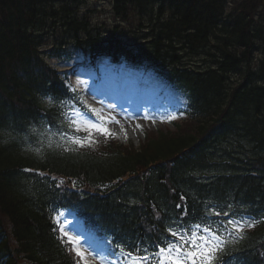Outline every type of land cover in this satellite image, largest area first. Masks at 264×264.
I'll list each match as a JSON object with an SVG mask.
<instances>
[{"label":"trees","instance_id":"obj_1","mask_svg":"<svg viewBox=\"0 0 264 264\" xmlns=\"http://www.w3.org/2000/svg\"><path fill=\"white\" fill-rule=\"evenodd\" d=\"M14 1L0 0V140L8 138L4 145L0 143V264L16 256L25 259L27 264H73L64 245L50 228L47 214L52 206L71 207L92 218L97 217L91 211L92 207L112 208L109 215L113 220L107 223L120 228L122 236L117 239L123 241L122 247L126 251L134 253H137V248L152 245L158 237L156 245H163L161 242L168 235L166 225L187 229L197 223L213 222L210 226L218 231L222 227L219 224L221 220L240 219L242 216L258 221L264 218V85L260 86L258 80L250 77L247 69L251 55L259 51L264 57V23L256 25L251 18H244L235 10L222 17L229 25V31L217 46L219 52L216 55L225 56L223 65L227 69H235L233 72L238 74L243 72L239 82L242 85L240 93L247 101L244 103L242 100L244 113L238 122L240 130L218 132L212 127L199 126L198 139L194 138V132L187 134L189 141L193 140L191 143L196 152L190 174L199 175L202 179L194 186L195 194L189 190L175 191V202H178L175 205L172 195L167 193L164 186L147 184L137 192L116 175L121 169L127 171L131 165L136 166L137 171H149L147 167L152 161L149 160L152 158L149 152L162 155L164 142L178 151L176 140L154 139L143 145L136 156L134 152L121 155L109 147L104 158L87 153H66L61 157L53 153L62 150L60 138L53 139L51 147L49 144L46 146L54 155L44 157L23 151L20 139L24 134L23 129L28 118L35 119L37 116L31 113L37 103V92L28 91V86H33L36 80L27 78L35 62L33 49L36 48L26 27H39L42 18L30 12L27 15L19 12L30 7L32 1L21 3L25 4L23 7L15 5ZM115 1L116 6L121 8L118 4L122 0ZM188 1L165 0L160 7L162 11L170 4L174 5L181 18L179 23H174L176 26L172 23L171 29L177 37L172 36L171 41H179V30L190 29L191 34L200 35L207 29L208 22L198 14L206 0L189 2L196 7L192 11L189 10ZM217 3H222V0H215L213 5L217 6ZM69 8L61 2V10L67 13L64 14L63 27L72 31L75 37L80 30L82 32L78 35L88 33L90 38L93 37L94 34L87 32L89 28L85 20L76 19L77 15L73 13L70 15ZM216 10H222L220 4ZM163 27H166L164 23ZM219 77L215 79L203 73L195 80L191 78L188 80L191 95L202 99L209 87L213 88V93L217 92L219 82L224 83ZM51 94L54 98L60 95L53 91ZM51 111L58 109L51 108ZM202 138L207 139L206 151L201 145ZM189 145L180 143L182 148ZM24 166H30L40 173L60 176L54 179L40 174L28 176ZM70 179L77 180V185L73 186ZM229 205L232 206L231 210ZM163 206L167 209L163 210ZM153 209H161L160 219L156 218ZM212 209L230 212V215H208ZM185 212L188 217H185ZM2 225L9 228L15 243L11 250ZM220 264H264V222L247 229L243 239L228 245Z\"/></svg>","mask_w":264,"mask_h":264},{"label":"snow or ice","instance_id":"obj_2","mask_svg":"<svg viewBox=\"0 0 264 264\" xmlns=\"http://www.w3.org/2000/svg\"><path fill=\"white\" fill-rule=\"evenodd\" d=\"M81 83L83 82L81 81ZM69 90L74 93L77 91L75 88H70ZM72 99L80 105V108L78 110L71 109L73 115L66 117L68 120V130L59 131L62 141L68 145H77L83 148L91 146L94 142V134L106 137L114 135L106 127L109 118L100 115L98 109L88 104L87 100L80 98L78 94L73 96ZM51 102L52 98H49V103ZM93 114L97 116L95 121L90 119V116ZM169 119H172V117H169ZM111 120L114 121V118H111ZM115 122L119 123L118 121ZM31 131L33 133L37 132L35 128ZM47 131L49 130L45 129V132ZM81 133H85V135H81ZM51 146L50 142L49 147ZM64 150L70 151L75 149L65 147ZM177 207H180V205H177ZM228 207L231 210L232 206L229 205ZM208 215L229 217L230 212L212 209L209 210ZM260 222H264V218L258 221L252 217L242 216L240 219L229 218L226 221H219L222 227L218 231L213 230L210 226L213 222H209V224L203 222L197 223L189 226L187 229L169 227L167 232L172 239L162 241L161 243L165 246H156L158 250L155 253L138 256L134 252L126 251L124 247L114 244L112 241H107L104 248H91L90 251L86 252L81 247V238L70 235L65 231L63 225L59 223V220H57L59 230L62 233L60 239L71 246L70 251L77 258L76 264H90L87 257L93 253H95V259L99 261V264H120V257H123L127 261V264H144L145 261L151 260L153 256L157 258V264H220L226 247L243 239L245 231L254 228ZM65 237L67 238L66 240L64 239ZM140 251L142 250L136 249L137 253ZM143 251L146 252L147 250L143 249Z\"/></svg>","mask_w":264,"mask_h":264},{"label":"rangeland","instance_id":"obj_3","mask_svg":"<svg viewBox=\"0 0 264 264\" xmlns=\"http://www.w3.org/2000/svg\"><path fill=\"white\" fill-rule=\"evenodd\" d=\"M98 3H96V0H91L88 3H86L85 5H83L79 10L81 13L84 12V10L86 8H93V6L97 5ZM98 10H96L95 14L92 15L91 21L93 24H101L104 25L105 24H109V20H110V15H109V11H108V6L106 4L103 5H99ZM79 77H75L74 80H76L75 84L77 85V87L80 88V90L82 91V94H84L85 96L89 95V92L86 88L87 85L90 84H86V83H82L80 85V81H79ZM87 103L92 105L94 108L99 110V114L109 118V122L106 124V127H108L111 123L118 121L120 123V125L126 130V131H130V132H135V133H140V128L137 127V125L141 126L142 122L139 124L137 121L131 119V117L129 118L127 113H124L122 110H118L115 107H113L112 104L104 101L103 99H101L100 97H96L94 95H90V98L87 99ZM111 118H114V121L111 120ZM155 125V123H152L151 125L147 124V126L149 127V129L153 132L152 129L153 126ZM131 141H129L128 143H130ZM133 144L135 145V143L133 142ZM138 145V143H137ZM66 228V229H65ZM65 231H67L70 235L72 236H77L78 234V227H74L73 225L69 224L66 225L65 224ZM80 231V230H79ZM81 243V247L87 252L90 251L87 249L88 247V243L86 242L85 244L83 242ZM89 262L91 263H96L99 264L98 260H95L93 258V254L89 255L88 257Z\"/></svg>","mask_w":264,"mask_h":264},{"label":"bare ground","instance_id":"obj_4","mask_svg":"<svg viewBox=\"0 0 264 264\" xmlns=\"http://www.w3.org/2000/svg\"><path fill=\"white\" fill-rule=\"evenodd\" d=\"M111 128H112L113 130L118 131V132H117L118 135H119L120 137H122L123 139H125V138L127 137V134H128V133H125V132L121 131V129H120V130H117V129L114 128L113 126H112Z\"/></svg>","mask_w":264,"mask_h":264}]
</instances>
